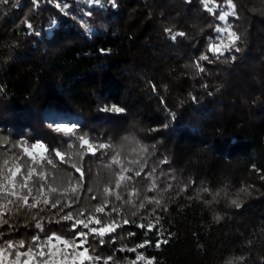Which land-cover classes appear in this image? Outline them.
I'll return each instance as SVG.
<instances>
[{"label": "trees", "instance_id": "16d2710c", "mask_svg": "<svg viewBox=\"0 0 264 264\" xmlns=\"http://www.w3.org/2000/svg\"><path fill=\"white\" fill-rule=\"evenodd\" d=\"M60 2L69 5V15L47 0L39 9L32 0L0 5V137L67 148L68 138L55 129L68 125L97 141L119 144L135 126L137 140L156 145L148 168L156 167L160 192L144 195L162 201L155 211L161 235L144 237L133 227L129 230L136 237L106 244L96 254L131 264L135 253L113 250L143 239L153 245L168 239L160 248L139 251L156 264H225L239 256L243 264H264V180L256 171L264 174V0H234L240 19H229L241 36V51L231 53L235 61L221 57L206 66V74L190 67L205 50L206 38L216 36L209 25L218 21L202 0H118V8H89L84 0ZM215 4L208 7L218 15ZM169 27L187 32L188 38L171 41L164 31ZM112 106L126 111L101 110ZM134 147L123 148L129 159ZM163 158L169 163L160 164ZM99 163L85 158V191L93 186L87 169L100 171ZM136 180L141 190L148 183L143 177ZM185 185L187 191H182ZM225 185L231 198L241 187L251 186L252 194L240 193L239 209L223 198L205 205L207 193L199 192L198 198L202 187L219 190ZM89 200L90 194L81 197L82 203ZM154 207L147 204L137 217L129 210V218L146 223L140 217L147 215L154 221ZM10 224L15 226L0 228L4 239L28 240L36 231L23 216Z\"/></svg>", "mask_w": 264, "mask_h": 264}, {"label": "snow or ice", "instance_id": "6c2138e0", "mask_svg": "<svg viewBox=\"0 0 264 264\" xmlns=\"http://www.w3.org/2000/svg\"><path fill=\"white\" fill-rule=\"evenodd\" d=\"M9 2L10 0H0V5H8ZM47 2L69 15L65 11L69 8L68 4L62 6L60 0ZM84 2L89 8H103L106 5L119 7L118 0H106V3L105 0ZM202 2L218 23L209 25L216 36L212 38L210 34L206 38L205 50L198 52L190 65L197 74H206V66L220 61L221 57L235 61L236 56L231 53L241 51V36L229 19H240L234 0H224L223 5L215 4V0ZM41 3L42 0H32L36 9H39ZM185 3L191 4L192 0H185ZM210 3L220 9L218 15L213 8L208 7ZM92 14L91 11L87 12L89 16ZM25 23L34 35H40L31 22ZM164 31L171 41H176L178 37L188 38L185 31H173L171 27ZM203 87L207 88L208 85L204 84ZM152 90L156 91L155 84H152ZM192 100L195 101L196 97L193 96ZM161 102L163 103L162 99ZM101 110L117 114H124L126 111L118 106L104 107ZM170 115L172 118L175 116L174 113ZM162 127L167 128L168 124H163ZM55 131L68 138L67 148L49 146L46 142H10L6 137H0V148L5 149L0 153V228L5 225L14 227L10 221L14 217L23 216L36 230L28 240L14 237L4 239V232H0V264H120L114 255H97V248L136 237L137 232L129 230L133 227L139 229L144 237L152 232L157 236L161 235V230L157 228L160 217L155 216V211L161 208L162 201L158 196L144 195L148 192H160L157 169L155 166L148 168V160L155 155V144L149 146L137 140L135 126L129 130L128 135L122 137L119 144L97 141L74 126L62 125ZM130 145L135 146L131 159L123 152V148ZM13 149L16 151H12ZM86 157H95L100 161V171L93 172L91 167L87 169V173L92 174L90 178L93 186L85 191ZM104 157L108 159L105 160ZM159 163L168 164L169 161L163 158ZM61 165L65 167L62 168ZM256 171L264 180V174L260 170ZM138 177L148 181L142 190L136 187ZM189 183L196 182L190 180ZM167 187L171 188V184ZM250 187H241L235 193L236 198H231L227 185L219 190L202 187L198 191V198L199 192L207 193L210 199L203 201L205 205H211L218 202V198H223L239 209L242 207L240 193L250 196ZM181 190L187 191V185ZM89 194V202L82 203L81 197ZM90 201L97 202L93 204ZM147 204L155 205L151 210L154 221L149 220L147 215L140 217L146 223H138L136 219L129 218V210L131 217H137L141 209H146ZM214 219L219 221L221 216L216 214ZM61 225L64 227H52ZM27 227L26 223L25 228ZM168 242V239H157L153 245L151 239H143L131 248L121 246L113 251L135 253L131 264H156L154 257H147L139 250L150 246L160 248ZM243 261L244 257L239 256L226 260L225 264H243Z\"/></svg>", "mask_w": 264, "mask_h": 264}]
</instances>
